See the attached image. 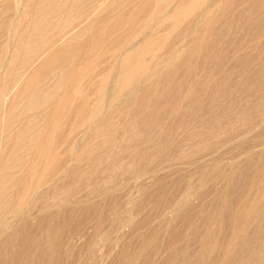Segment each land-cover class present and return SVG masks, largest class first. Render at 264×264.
<instances>
[{
  "label": "bare ground",
  "instance_id": "obj_1",
  "mask_svg": "<svg viewBox=\"0 0 264 264\" xmlns=\"http://www.w3.org/2000/svg\"><path fill=\"white\" fill-rule=\"evenodd\" d=\"M134 1L135 3H133V0H0V238H1L0 258H3V257L6 258L7 256L9 257V255L10 254L12 255L15 251L14 243H15V239L17 238L16 234L17 232H19V230L18 228H16V231H11V232L9 231L14 230V227L16 225L22 224V221L24 223L25 220L29 218L30 213H28L29 215L28 214L22 215L23 213H21L23 209H25L24 206L29 203H32L33 199L37 196L39 191L45 185H49L53 183V180H55L58 176L60 177L64 175V173H67L70 168L71 163L76 162V160L78 159L80 160L84 156H86L87 147H88V146L86 147L88 143V142L86 143V141L88 140V138L89 139L91 138L94 132L95 134L93 137L94 138L93 143L94 141L95 143H97L98 138L103 139V137H104V141L100 140L98 141V143L101 142L100 144H102L103 142L105 143V141L106 142L108 141V138L106 140V137L103 136L102 133L100 135V137L102 138L98 137L99 136L98 134L96 135L98 131H101L99 127H100V123L103 120L105 121L102 122V125L106 124L107 126H109L108 123L111 121L110 118L114 114H111V116L108 117L107 114L110 113L108 110L110 109L115 110L114 112L116 113V117H114L115 115L112 116L114 119V118H118L117 115L121 116V113L125 115L128 112V110L131 112H134L133 111L134 107L133 108L131 107L134 106L135 103L142 104V108H143V104L144 106H146L144 103L145 101H147L146 103L148 104L150 101L154 102L157 99L156 94L158 92L157 87H156L157 84H155L154 82L155 78H158L156 79L157 81L160 79L159 77L164 75V73L166 74L172 73L173 69L176 68V64H178L179 61L185 62L184 64L188 63L187 61L184 60L185 49H198L197 50L198 53L202 49H204L206 44L208 43L206 41L207 38L206 37L204 38V35L206 36V34L209 32H210L209 34H211L214 28L219 25V24L218 25L216 24L221 19L224 20L225 18V22H226V17H228L229 14L232 12L234 3L237 0H137V1L134 0ZM239 6L238 8L241 9L240 10L241 15L243 14L244 18L246 17V20L244 21H246V23L248 24H251L252 26V27H247L249 28L248 30H250V28H253V27L255 29V30L253 29V31L263 28L262 32L264 35V23L261 22L262 19L264 18V0H242L241 2L239 1ZM10 10L12 11L11 15L8 14V11ZM254 11L262 13L263 17H260V19L258 18L256 19V17L254 19L253 17L254 15L250 17L251 13ZM223 20L220 21L222 22V25L225 23V22L223 23ZM217 28L216 30H218ZM225 29L220 28L218 30L219 35L222 32H226L224 31ZM210 37L212 38V36ZM258 39H259V36H258ZM167 40H169V42L172 43L170 46H167L169 45L168 44L169 42L166 45ZM259 40H261V38ZM165 46L166 48L167 47L168 48L166 49ZM164 48L166 49L165 51H164ZM88 49L90 50L99 49V50L98 51L96 50V52L92 51L91 53L93 54L89 53L88 55V52L90 51ZM105 49H108V50H105ZM86 50H87V55L90 56V58L93 56L91 59L89 58L90 60H87V62H85L86 59H83V56H82L85 54ZM109 50L112 51L111 53H109L110 55L107 54L108 52H110ZM244 50L245 49H243V51ZM248 50L249 49H246V52H245L246 55H247ZM243 51L240 49L239 52L241 53ZM236 52H237V49H236ZM106 55H109V57H107ZM250 56H252V54L251 55L249 54L248 57ZM248 57L246 58L248 59ZM246 58H245V62L247 61ZM255 58L257 59V61L260 59L257 57ZM82 59L85 62V65L84 64L82 65V62H81ZM232 59H230L231 62H232ZM249 59L251 61V58ZM106 60H107V66L109 65V68L107 70L105 67L104 69V68H101V66H99L101 64L104 65L106 63ZM249 62H246V63H249ZM260 62H262V60ZM246 63L245 65L248 66V64ZM231 64H235V63H231ZM181 65H179V67L177 68L178 70L179 68L181 69L180 67ZM216 65L219 66L218 62L216 63ZM262 65L260 68H263ZM175 70L176 69H174V71ZM243 70L247 72L245 69ZM233 71H236V70H231V74ZM161 73L162 75L160 76L159 74ZM186 73L193 74V66L189 67L187 65ZM227 74H230V72ZM232 75H231V78H232ZM241 75H242L241 79H243L244 78L243 74ZM217 77L221 78L220 75ZM217 77H213L212 74H208L207 80L205 81L204 79L206 84H207V81L209 82L208 85L204 87V84L201 83V85L203 86L202 89L208 90L210 91V93H212L210 94L212 95L211 100L212 98H214L213 94L217 93V89H218L216 87L218 86L217 84L221 81V80L219 81ZM249 77L248 79L251 80V77L250 78ZM226 78L228 79L229 75ZM246 79H244V82L246 81ZM193 80L197 84L199 83L200 78H198V76H195ZM240 81L238 82L240 83ZM254 82L256 85L257 82L256 81ZM237 83H235V86H239V83L238 85H236ZM241 83L242 84H241L240 89L242 88L241 93L243 96L244 93L242 92V90H245L244 89L245 87H242V86H244L245 83L243 82ZM220 84L219 86L221 88ZM248 84H250L249 86H251L252 83H248ZM87 87H92V88L87 89ZM251 87H254V86L252 85ZM89 89L92 91H88ZM257 89L258 88L256 87L254 88V93L255 92L257 93L256 91ZM220 90H221L219 91L220 93L221 92L226 93L227 91V90L223 91L222 88ZM236 90L239 91V89H236ZM181 91H182V88L180 90V93ZM183 91L186 92V93L184 92L181 93V94H184V97H182L181 95L183 99H181V97L180 98L178 97L181 100L177 99V101L179 100L182 103V101L185 100L184 98L188 97L190 101L189 99L188 100L186 99L187 101L186 100L185 101L187 102V104H190V105L188 106L185 105L187 107L183 109V106L181 105V103L179 105V103L176 102V104L172 105L171 102L174 101L172 100L170 102L171 103L170 105L172 106H170V110H169L170 117L173 118V116H177L178 114H183V116L191 115L192 118L190 119L192 120L188 119L190 121L186 123L185 121L184 122L179 121L178 124L175 123L177 124L175 125L176 127L175 133L177 134L176 129L178 131L180 130L179 132L180 136L177 137L176 135L175 138L172 137V133H173L172 130L171 131L169 130L170 132H172V133H169V131H165L163 126L158 127V128L156 127L155 128L156 131H154V137L157 138L156 140L159 139L158 145L161 146L160 148H158V150L162 151L161 148L172 150L175 156H177L176 155L177 153L178 155L180 154V156L177 157L178 160L180 159L182 161L183 160L188 161V163L189 162L193 163L192 161L193 156L191 155L193 152L191 153L189 151L190 153H187V154L183 153L184 151L183 148L185 146L186 147L188 146L189 141H193L197 144H202L203 149L205 151H209L211 150L213 146L212 145L213 141L211 142V140L215 139V137L217 138L219 134L222 136L221 138L222 140L216 142V147H217V143L221 145L230 144L232 145V147H236L238 144L236 143L235 145L234 143L235 141L232 142V139H233V135H235V132L237 135L238 130L235 131V128L238 127L239 124L238 125L236 124L237 125L236 127H233V124L235 126L234 122L238 121L239 119L243 121L244 124L242 123V126H244V129L247 128V132L248 130L253 131V129H256L257 127L260 128V126H263L264 128V100L262 101V99H260L262 102L260 101V103H258L259 97L254 96V98H252L253 96V95L251 96L252 92L250 93V96H249L250 98H249L248 97L249 93L245 91L246 94L248 93L247 96L245 94L246 98L247 97L249 98V100H246V98L245 100L248 103V101L252 100L254 102L258 98L257 99L258 102L254 103L255 105L253 103L251 104V107L252 105H254V107H252V112L253 111L255 112L257 118L254 117V119L255 118L256 119L252 120L250 118L252 115L251 116L249 115L251 113L248 114V112H246V114H242L241 112H239L241 113V115H239L238 111H236L240 117L234 120H226L224 119L226 118V116L222 117L224 115V114L222 115V113L224 112L226 113L227 110H225L222 113H219L222 116L216 113H212L213 110L210 106L208 105L202 106V102L206 101L205 98H204L205 100H203V98L202 99L200 98V101L197 100L198 98L197 96L196 98L195 95H191L190 87ZM233 91H232V94H233ZM205 93L207 92L205 91ZM225 93H222V96H224ZM259 93L260 92H258V94ZM158 94L160 95L162 93H158ZM166 96L168 97L169 94L166 93ZM172 96H176V95L173 94ZM261 97L262 95L260 96V98ZM172 99H176V98H172ZM216 99L217 98H215V100ZM218 100L215 101L216 104ZM246 101H244L243 103H245ZM157 102L158 100L155 101L156 104ZM160 102L161 101L159 100V105H160ZM155 103L153 106H151L152 108L150 107L151 108L150 112L149 110L147 111L148 113H153V115L156 114L155 118H152L153 116L152 114H150L151 116L148 114V116H150L152 120L154 119L153 121H151L152 123L147 121L148 116L147 117L144 116L145 118L144 117L138 118L139 120L136 119L137 116L135 118L132 117L135 120H138L137 122H135V124L133 123V126H131L132 131H133V127L135 128V132L133 131L130 133V130L129 132L128 130H126L127 127L129 128L128 121L126 124L127 127L126 126L124 127V125L122 124V122L124 123V121L127 120L126 118L131 113L130 112H129L130 114L127 113L125 117H123L125 119L122 118L124 120V121L122 120L121 122V125L124 128V131L122 132H124L126 136H127L126 133L130 135L126 139L123 136L124 140L121 141V144H120L121 147H126L127 149L129 148L128 145H130L131 143L134 144V141H135V145H136V142L138 143L139 141H141L140 145L142 146L134 147L131 150H126L124 154L115 156V158L120 157L119 159H123V160L126 158L127 162L118 163L115 165H112L111 163L108 169H106L102 173L104 174L108 172L109 175L105 174L106 176L104 175L102 176L101 174L99 176L101 179L99 181L101 183L99 182L100 185L97 184L98 186H96L95 188L90 187V184L86 182L88 180L86 181L82 180L83 182L85 181L82 188H80L79 186L75 187V185L73 188H78L79 190L70 188V189H73V191L69 190L70 192L73 193V194L71 193V198L61 201V203L58 202L59 200H56V198H54L57 202H52V204L56 203L55 205H53V207L54 206L58 207L59 211L57 209L56 213L53 212L55 213L53 214V216L55 215L53 218H55L56 216H59V214H61V216L63 217L62 213L65 210H67L68 207H71L72 212L76 210L78 213L80 212L83 215L85 214L89 215L88 212L93 211V210H90L91 206H89V204L91 203L92 200L95 199V197L96 198L101 197L102 199V197L105 196L106 198L108 196L110 198V197H113L114 194L122 191L125 187H130L131 189L132 188L135 189L136 196L134 195V196H130V198H127V200L125 201L126 204L123 208H114L115 205L113 206L111 205L114 208L112 209L113 211L110 210V212L111 211L113 212L112 214L113 216H111L112 223L110 225L111 233L108 234L109 232H107V234L108 236H110L111 234L112 236L114 235L113 236L115 238L114 244L117 245L120 242V240L123 238L122 231L125 227L134 226L135 228V225L133 224V222H134V219H136V217H133L134 215H132L133 207L132 206L129 207L128 205L130 204L133 205L134 203H136L135 200L137 197L139 198L140 195L144 196L143 194L146 193L147 189L150 190V188L153 185L154 186L157 185L158 182L163 178L161 176V174L164 173L163 169L164 170L168 169L165 166L164 168L163 165L165 163L167 164L168 162H171L174 160L172 158L167 157L169 153L166 155L165 151H163V154H165L166 156L163 154H160L161 152L159 153L160 154L159 156H157L156 154L150 155L152 151H150V154H148L149 149L152 150L151 145L153 144L151 143H155L154 142L155 139L152 140L154 137L152 135L148 136L150 133L147 134V132H146V136H147L146 138L145 132L143 133L142 131H147L146 128H149L155 122L160 120L157 114L163 109L164 111L167 109V105H165L166 107L165 109L163 104H162L163 106H159L158 104L156 105ZM204 103L205 102H203V104ZM164 104H166V101L164 102ZM183 104H186V103H183ZM234 105H231V107H233ZM196 106L200 110L199 114H197L199 111L195 112L198 110V109L195 110ZM147 107L149 106L147 105ZM140 108H141V105H140ZM159 108H161L162 110H160ZM224 109H226V107ZM245 109L243 110V108H241L240 111L244 113V111H247V109H251V108L245 107ZM142 110L143 109H141L140 112H146V110L144 111ZM215 110L218 111V108H216V106H215ZM215 110L214 112H216ZM85 111H88V112L84 113ZM124 111L126 112L125 114L123 113ZM236 112L234 111V113ZM64 113L70 114V116H72L71 114H73L74 119L68 125V130H67V133H65L66 134L65 138L63 139L61 144L58 143V146L60 144L61 146L59 147H62V148H64L63 146L66 145L65 147L67 150L65 151L66 152L65 155L64 153L62 154V157L65 156L63 157L64 162L57 165L54 163V161L56 160L55 157H57L56 154L59 155V152L55 153V155L52 153V150L54 151V146L52 145H53V142L55 143L57 142L55 141V139L57 138L54 139V137H51L52 135L53 136L55 135L53 134L54 132L52 133V135L51 133L50 134H47V133L50 131L56 130L57 127L62 126V125L59 126V119L61 116H63ZM146 113L144 115H146ZM161 113L162 112H160L159 115ZM165 113L167 112H164L162 114L164 115ZM141 114L142 113H140V115ZM105 115H107L106 116L107 119L106 117L104 118ZM238 115H236V117ZM184 117H183V120L185 119ZM233 117L234 116H232V119ZM56 118H58V120H55ZM77 118L80 119L81 121L77 120ZM53 119L55 120L54 124H53ZM51 120H52V123L49 122ZM68 120H70V118ZM135 120L131 119V121H135ZM148 120L150 121L149 118ZM193 123L198 124V126L202 128H196L195 126L193 127L192 126ZM51 124H53V126ZM49 125L50 127H48ZM242 126L239 127L240 130H244L242 129ZM232 128L235 132L231 131ZM137 129L142 130L141 133L138 132ZM189 129H192V130H189ZM76 130L80 132L79 133L77 132L76 133L77 135H73L74 132H76ZM256 131L259 132V130H256ZM240 132L243 133L242 131ZM240 132H238V134ZM231 133H233V135H231ZM244 135H246L245 130H244ZM244 135H241V136H244ZM260 136L258 137L262 138ZM143 137L145 138L143 139ZM245 137H250V136H245ZM163 138L165 141L168 140L167 144L169 143V145H166L165 148L163 145L159 143V141H161V139ZM251 138L253 139L254 137H251ZM237 139L240 140L241 137L239 138L237 137ZM253 140H255V138ZM253 140L252 142H254ZM257 140H255L254 143H259L258 145L256 144L259 148L256 146L258 149L257 150L255 149L256 152H254L253 154L259 153V155L257 156L258 160L256 159L257 157L255 158V156L253 157V155L250 154L251 152L249 151L244 152L243 150L245 149L241 148L240 146L239 150L243 149L242 150L243 153L240 151V153L242 154L239 155V157L236 158L234 161L231 158H229L232 160L231 163H229L228 161V163L230 164V165L228 164L229 167H223L222 162L224 161L222 160H220L222 161L221 162L222 165L219 164L218 162L214 163L212 169L203 168V166L201 167L202 163L199 164L200 169L199 167L198 169L201 171L202 176L198 177L199 172H198V175L196 176L198 178L202 177L203 179H201V181H203L204 184L206 183L210 184L212 182L215 186L217 181L221 180L224 182V187L229 188L232 182L234 184L236 182V181L235 182L233 181V176H235L234 173H237L236 172L237 170H240L238 169L239 164H241L240 162H243V161L246 162L250 158L251 159L255 158V161L257 160L256 163L254 161L255 164L252 165L253 167L250 168L251 169L250 172L253 173V176L249 175L252 177V178L250 177L251 178L250 180L248 179L249 182L247 181L246 178H244L245 181H247L246 182L247 184L244 182V185L242 184L241 187L240 186L236 187L235 189L238 188V191H239L238 193L237 192L235 193V190H233L234 195L237 194L236 200L230 201L227 198H225V196H222V193L218 191L215 192L214 198H213L211 195L213 191L211 192L209 191L211 195L210 197H212L213 200L216 199L217 201H219V206H217L219 207L218 216L216 217L217 213L214 214L216 219L215 221H212L214 222V224L212 223V226H209L210 224L207 226L204 225L205 221H207V219L210 217L209 216L207 219L205 217L206 215L208 216L209 214H211V213L207 214L209 211H206V215L204 214L205 216L202 213V215L204 216L202 218L206 219L204 221L202 220L203 221L202 227L200 226L201 223L200 225L198 223L197 227L193 226L192 223H189L190 224L189 228L190 229L192 227L197 228L196 231L200 234L199 235L200 237L198 238V235L195 233L198 238L197 240L198 244L196 242L197 238H195V236L194 237L190 236L191 238L188 237L189 239H192V240L194 238L197 248L192 247L193 250L191 251V248L189 250L190 246L187 244L186 245L187 247L183 246L184 249L180 250L181 251L180 253H177L175 251V254L176 253H177L176 255L179 254L181 258V262L180 263L177 262V264H190V263L191 264H264V148H263L264 140L260 139L259 140L260 142L259 141L256 142ZM247 141L246 143H248ZM156 144H157V141L155 145ZM59 147H57L55 151L59 150L58 149ZM62 148H60V150H62ZM154 149H157V148H154ZM190 149L192 148L190 147ZM203 149L200 148L201 151L199 149L197 150L199 151L198 155L200 152H201L200 154L202 155V152L204 151ZM224 149L222 152H224ZM228 149H225V150L228 151ZM186 150H188V148H186ZM193 150L194 152L196 151L195 149ZM236 150L234 151V153L236 152ZM152 153H154V151ZM240 153L236 152L235 155H238ZM250 155L251 157L249 158ZM198 157L199 158L203 157V159L206 158L204 157V154L201 157L200 155L197 156V158ZM214 158H216V155ZM232 158H235L234 155ZM104 159H108V156L106 154H105ZM208 161H205V162L207 163ZM216 161L218 160L216 159L214 162ZM209 163H211V161ZM247 163L249 164V162H246L244 163V165H246ZM40 165L43 166L42 170L38 169ZM169 165H167V167ZM176 166L175 168H177ZM248 166H251V165H248ZM190 167L188 169H190ZM178 168L179 169L177 171H179L178 172L179 174L181 171L180 169L181 167L178 166ZM195 168H196V165H195ZM172 169L174 170V167ZM169 170L170 169H168L167 171ZM71 171H70V174H71ZM39 172H41L40 178L37 180V183H35L36 185L33 186L32 183L34 182V179L39 174ZM88 173H89V170H88ZM175 174L177 175V173ZM241 174L243 173L241 172ZM172 175L173 174H171V176ZM191 175H193V173H191ZM249 176L247 177L249 178ZM178 177H180L181 179V177H184V176L179 174ZM187 180L188 179L186 178V181ZM146 182H149V185L147 184L148 185L147 187H146ZM187 182H188L187 183V186H188V184L191 183V181L190 182L187 181ZM238 182L239 180L237 181V183ZM160 183L162 184L163 182H160ZM77 185L78 183L76 184V186ZM192 187L193 186H191V188L190 186L185 187L187 188L185 189V193H183L184 190L182 189L183 194L181 195L182 196L181 198L179 197V199L178 197L175 196L177 199H175L174 197L175 200H173L174 194L172 193L171 195L172 199L170 198L171 201L168 200L169 202L164 203L165 211L162 213L163 217H161L162 218L161 220L164 222V224L167 223V225H169L168 219L169 220L173 219L172 217L176 213H180L185 207L188 206L190 208L191 203H192L191 198L193 196L196 195V198L199 197V196L197 197V194H196L197 192L193 193L192 190L194 189V187L193 189ZM126 191L129 192L128 188L127 190H125V192ZM119 196H120V193H119ZM201 198H205V197L203 196ZM212 198H210L211 200L208 199V201L209 200L212 201ZM114 200L117 201L116 199ZM155 200L156 199H154V201ZM206 204H208L207 201H206ZM50 205H48V207ZM97 205L98 204H94L93 208L95 209ZM102 205L103 204H101V206ZM197 205H200V204H197ZM208 206L210 205L208 204ZM197 207L196 209H198ZM201 208L199 210H201ZM107 212H104V213L106 214ZM210 212H211V209H210ZM61 216H59L60 218H56L58 220L56 221L54 220L56 223L55 225H49L51 222L48 224L46 223L51 218L50 219L47 218L48 219L47 220L46 216L43 218L40 217L41 222H37V223H40L42 225V227L40 228L42 230V233H39V235H41V239L38 240L37 242H33L34 238L32 236L28 237V238H32L31 241L33 243L29 242L28 240L30 239H28L26 242H29V244L30 243L32 244L30 246L27 243L26 246L28 247L29 245V248L32 249L29 254L31 256L30 259L36 264H58V257H57L58 253L57 252H60L58 248H61L60 244H62V242H63L64 247H63L61 255H63L66 258L67 257L71 258L70 256L74 254L73 247L75 245L73 246V243L75 242L76 244V241L78 242V240H81L83 239L84 236H86L85 235L86 232H83L81 228H78L80 225L78 224V221L81 220V218L79 219V217H77L79 219V220L76 219L78 227L77 226L73 227L75 230L73 229V231L68 232V234L64 232L65 234H67L66 238H64L65 236V234L63 233L64 227L62 226L64 221L61 219ZM158 216H160V214H158ZM70 217H72V215H70ZM103 219H100V220L103 221ZM105 219L107 220V217ZM111 219H108V220H111ZM210 219L211 217L208 219V221ZM66 220L68 221V219ZM84 221L86 220H83V223ZM79 222L81 223V221ZM163 222H160L161 223L160 228L162 225H164ZM185 222L187 223V221ZM225 223H227V231L225 230L227 233L223 235L222 231H224V229L226 228L225 227L223 228L222 226H226ZM68 224H69V221H68ZM97 224H95L94 226L95 229L93 228L94 233L97 231V226L98 228L101 227L100 224H99L100 226ZM105 224H102V225L104 226ZM140 224L142 225V223ZM195 224H196V221H195ZM253 226L254 228L251 229ZM137 227L138 226H136V228ZM136 228L134 230H136ZM37 229H39L38 226H37ZM160 230H163V229H160ZM139 231H141V228L139 229ZM20 233H18V235H21ZM132 233H133V230H132ZM24 234L25 233H23V236ZM95 237L96 235L92 233V235L90 236V239L88 238V242H87L88 252L89 254H92V255L94 251L96 250V247L98 248L99 243L103 241V238L105 239L104 242L108 239V237L104 235V237L100 238L98 241L97 240L95 241L94 240ZM183 238H187V237H183ZM25 240H24V243L22 242L24 244L23 246H25ZM153 240L154 238H151L148 243L151 244ZM109 241L110 240L108 239L106 242L110 243ZM153 243L155 244V240ZM15 245L18 246L17 241ZM163 245H160V246L163 247ZM180 245L178 247H180ZM9 246H11L10 251L12 252L10 254L7 252V249L9 248ZM165 250H166V247H165ZM162 251L164 252V249ZM16 252H18V250H16ZM170 253L174 255V252L172 253L171 251ZM173 255H171L172 258L169 255V258L172 261L176 259ZM158 256H157V259H159ZM99 257L103 260L104 256L101 255ZM180 258H179V261H180ZM21 259H23L22 256H21ZM17 260L19 261V259ZM170 260L168 259V262ZM10 261H12V259ZM31 261L29 260V262ZM172 261H170L169 263H171ZM90 263H91V260H90ZM92 263H96V262L93 261ZM100 263L104 264V261ZM11 264L13 263L11 262ZM16 264L18 263L16 262ZM20 264H22V262ZM25 264H27V261Z\"/></svg>",
  "mask_w": 264,
  "mask_h": 264
},
{
  "label": "rangeland",
  "instance_id": "obj_2",
  "mask_svg": "<svg viewBox=\"0 0 264 264\" xmlns=\"http://www.w3.org/2000/svg\"><path fill=\"white\" fill-rule=\"evenodd\" d=\"M137 1V0H136ZM239 1L241 2L242 0H237V1H235V3H234V7L232 8V12L229 14V16L228 17H226V22H225V18H224V20L223 19H221L220 21H222L223 20V25H222V22H218L216 25H218V26H216L215 28H214V30L211 32V34H209V33H205L206 34V36L204 35V38L206 37L207 38V44H206V46H205V48L204 49H202L199 53L197 52V50L198 49H185V53H184V60L185 61H187L188 63H186V64H184L185 62H178V64H176V68H174V69H176L175 71L176 72H178V73H176L175 71H174V69H173V71H172V73H168V74H166V73H164V71H163V73H164V75L163 76H161L162 75V73L161 74H159L161 77H159L160 79L159 80H157L156 81V79H158V78H155V80H154V82H155V84H157V90H158V92H157V94H156V100L155 101H157L158 100V102H157V104L159 105V100L161 101L160 102V105L159 106H163L164 105V107H165V105H167V109H166V107H165V111H164V109L162 110L161 108H159L160 110H162V111H160V112H162V113H164V112H167V113H165L164 115L162 114H160L159 115V113L157 114L158 116H159V118H160V120H158L157 122H155L153 125H151L149 128H146L147 129V131H142V130H138V132H140L141 133V131L144 133L145 132V137L147 138V136H146V132H147V134H149L148 136H153L154 137V131H156L155 130V128L157 127H161V126H163L164 127V129H165V131H171L172 130V132H170L169 131V133H172V137H174L175 138V136L177 135V137L178 136H180V130L178 131L177 129H176V132H177V134L175 133V125H177L178 124V122L179 121H182V122H184L185 121V123L186 122H188V121H190V120H192V119H190V118H192L191 117V115H189V116H183V114H178L177 116H173V118L172 117H170V113H169V110H170V106H172V105H174V104H176V102L177 103H179V105H180V101L179 100H181V99H183L182 97H184V94H181V93H183L184 91L183 90H186V89H188L189 87L191 88V95H195V97L197 98V100H199L200 101V98L202 99L203 98V100H205L206 99V101H203V100H201V101H203V102H205L204 104H203V102H202V106H210L211 108H212V110H213V112L212 113H216V114H219V113H222V112H224L225 110H227L226 111V113L224 112V113H222V115L221 114H219V115H221L222 117H224V116H226V118H224V119H226V120H234V119H236V118H238V117H240L239 115H241V113L242 114H246V112H248V114L249 113H251V114H249L251 117V119L252 120H255L256 118H257V116H256V114H255V112L253 111L252 112V107H254V103L255 102H258V103H260V99H262V101L264 100V35H263V32H262V30H263V28H261V29H258V30H256V31H253V29H254V27L253 28H250V30H248L249 28H247V27H252L251 26V24H248V23H246V21H244V20H246V17L244 18V16H243V14L241 15V13H240V8H238V6H239ZM133 3H135V1L133 0ZM137 3V2H136ZM240 7V6H239ZM234 11V12H233ZM11 13H12V11L10 10V11H8V14L9 15H11ZM219 15V14H218ZM252 15H254L253 17H254V19H255V17H256V19L258 18V19H260V17H263V15H262V13H260V12H256V11H254V12H252L251 13V15H250V17L252 16ZM252 17V18H253ZM239 18V19H238ZM230 19V20H229ZM238 19V20H237ZM242 19V20H241ZM235 20V21H234ZM238 21H239V23H238ZM240 21H242V22H240ZM247 24H245V23ZM261 22H263L264 23V18L262 19V21ZM226 24V25H225ZM227 24H229V25H227ZM168 25V24H167ZM234 25V26H233ZM241 25V26H240ZM249 25V26H248ZM240 26V27H239ZM243 26V27H242ZM218 27V28H217ZM165 28V27H164ZM216 28L219 30L220 28H223V29H225L224 31H226V32H222L220 35H219V33H218V30H216ZM238 28V29H237ZM255 30V29H254ZM209 35V36H208ZM215 35V36H214ZM218 35V36H217ZM210 36H212V38L210 37ZM258 36H259V39L261 38V40H259L258 39ZM262 36H263V38H262ZM211 40V42H210V40ZM251 40V41H250ZM170 41H171V39H170ZM254 41V42H253ZM259 41V42H258ZM169 42V40H167V42H166V45H167V43ZM250 42V43H249ZM169 45H167V46H170L172 43L171 42H169L168 43ZM234 45V46H233ZM256 46V47H255ZM165 48H166V46H165ZM164 48V51L168 48H166L165 49ZM170 48V47H169ZM236 49H237V52H236ZM240 49L243 51V49H245L243 52H239L240 51ZM246 49H249L248 51H247V55H246ZM88 50H90V49H88ZM96 50L97 49H91L89 52H88V55H89V53H91L92 51L94 52H96ZM99 50V49H98ZM97 50V51H98ZM104 50V49H103ZM105 50H108V49H105ZM223 50V51H222ZM110 52H108L107 54H109V53H111L112 51L111 50H109ZM220 51H222V52H220ZM249 52V53H248ZM91 54H93V53H91ZM249 54L251 55L252 54V56H250V57H248L249 56ZM87 55V50H86V52H85V54L84 55H82L83 56V59H86L85 60V62H87V60H90L91 58H90V56H88ZM110 55V54H109ZM109 55H106L107 57H109ZM245 55H246V57H248V59L245 57ZM257 57V58H260L261 60H262V62H260L259 60L257 61V59L255 58V57ZM88 57V58H87ZM106 57V58H107ZM90 58V59H89ZM233 58V59H232ZM245 58L247 59V61L246 62H249L250 61V59L249 58H251V61L249 62V63H246L245 62ZM83 59L81 60V62H82V65L84 64L85 65V62L83 61ZM230 59H232V62H231V60ZM235 59V60H234ZM254 59V60H253ZM244 61V62H243ZM256 61H257V63H256ZM218 62V65L219 66H217L216 65V63ZM230 62V63H229ZM260 62V63H259ZM109 63V62H108ZM231 63H235V64H231ZM245 63L246 64H248V66L247 65H245ZM110 64V63H109ZM181 64H183V65H181ZM260 64V65H259ZM263 64V65H262ZM105 65V66H104ZM104 65H99V66H101V68H106V70L109 68V65L107 66V60H106V63L104 64ZM179 65H181L180 67H181V69L179 68V70L177 69L178 67H179ZM187 65L190 67H192L193 66V74H189V73H186V68H187ZM261 65H262V67L263 68H260L261 67ZM104 68V69H105ZM243 69H245L247 72H245ZM231 70H236V71H233L232 72V74H231ZM261 70V71H260ZM174 72H175V74H174ZM230 72V74L232 75V78H231V75L230 74H227V73H229ZM239 73H241V74H243V79H241L242 78V75L241 74H239ZM208 74H212L213 75V77H217V76H219L220 75V77L221 78H219V77H217L218 79H219V83L217 84L218 86H216L217 88V93L215 94H213V96H214V98H212V100H211V97H212V95H210V94H212V93H210V91H208V90H204V89H202V85H201V83H203L204 84V87L206 86V85H208V81H207V84H206V80H207V77H208ZM158 75V76H159ZM223 75V76H222ZM229 75V78L227 79L226 77ZM235 75V76H234ZM239 75V76H238ZM157 76V77H158ZM195 76H198V78H200V80H199V83H197L196 84V82L193 80L194 79V77ZM226 76V77H225ZM251 77V80L250 79H248V77ZM223 77V78H222ZM249 77V78H250ZM247 78V79H246ZM204 79H205V81H204ZM223 79V80H222ZM231 79V80H230ZM244 79H246V81L244 82ZM203 80V81H202ZM240 80H242V81H240ZM223 81V82H222ZM238 81H240V83L238 82ZM248 81V82H247ZM250 81V82H249ZM254 81H256L257 82V84L259 85H255V82L253 83ZM259 81V82H258ZM222 82V83H221ZM239 83V86H235V83ZM241 82H243V83H245L244 84V86H242V87H245L244 89L245 90H242V92L244 93L243 94V96H242V93H241V89H240V87H241ZM263 82V83H262ZM221 83V84H220ZM238 83L236 84V85H238ZM248 83H252L251 84V86L253 85L254 87H251V86H249L250 84H248ZM260 83H262V84H260ZM219 84L221 85V88H222V90L223 91H226V93H227V95H226V93L225 92H219V91H221L220 89V86H219ZM248 84V85H247ZM222 85H223V87H222ZM260 85H262V86H260ZM234 86H235V88H234ZM247 86H249V87H247ZM182 88V91H181V93H180V90H181V88ZM226 87V88H225ZM232 87H233V89H234V91H233V89H232ZM236 87H238V88H236ZM251 87V88H250ZM258 88L256 91H257V93L255 92L254 93V88ZM259 87H260V89H259ZM88 88H92V87H87V89ZM220 88V89H219ZM224 88H225V90H224ZM230 88V89H229ZM250 89V90H248V89ZM232 89V90H231ZM236 89H239V91L238 90H236ZM253 89V90H252ZM228 90H230V91H228ZM248 90V91H247ZM88 91H92V90H88ZM205 91L207 92V93H205ZM232 91H233V94H232ZM245 91H247L248 93V97L250 96V93L252 92V94H251V96H252V98H254V96H257V97H259V99H258V101H257V99L253 102L252 100H250V101H248V103H247V101L246 100H249V98L247 97L246 98V96H247V94H246V92ZM229 92V93H228ZM230 92H231V94H230ZM258 92H260L259 94H258ZM91 93V92H90ZM158 93H162V94H158ZM166 93H168L169 94V96L167 97L166 96ZM184 93H186V92H184ZM209 93V94H208ZM222 93H225V95L224 96H222ZM173 94H175L176 96H172ZM180 94V95H179ZM245 94H246V96H245ZM158 95H159V97H158ZM181 95H182V97H181ZM216 95V96H215ZM232 95V96H231ZM262 95V97L260 98V96ZM181 97V99H179V98ZM210 97V98H209ZM219 97H220V99H219ZM162 98V99H161ZM166 98V99H165ZM172 98H176V99H172ZM205 98V99H204ZM215 98H217L216 100H218L217 101V104H216V100H215ZM245 98H246V100H245ZM251 98V99H252ZM171 99V100H170ZM177 99H179L178 101H177ZM185 100L187 99H189L188 97H185L184 98ZM153 100V99H152ZM170 100V101H169ZM172 100H174V101H172ZM182 101V103H181V105L183 106V109L184 108H186L188 105H190V104H187V100L186 101ZM215 100V101H214ZM155 101L153 102V101H150L149 102V104L148 103H146L147 101H145L144 103H145V105L146 106H144V104H143V108H142V104H140V103H135L134 104V106H132L131 108H133V111L135 112V114H134V112H131V111H129L128 110V112L127 113H129L130 115L126 118L127 120H123V119H125V118H123V117H125V115L127 114L125 111L123 112L125 115H123L122 113H121V116L120 115H117V117L118 118H114L113 119V117L112 116H114V117H116V113L114 112L115 110L114 109H110V110H108L110 113H108L107 115H108V117L109 116H111V114H114V115H112L111 116V121H112V123H111V121L108 123V125L109 126H107L106 124H104V125H102V122L103 121H105V120H103L101 123H100V127H99V129L101 130V131H98L97 133H96V135L98 134L99 136L98 137H100V135H101V133H102V135L103 136H105L106 137V140H107V138H108V143L105 141V143L103 142L102 144H100V143H98V141H104V137H103V139H99L98 138V141H97V143H95V141H94V143H93V137H94V134H95V132H94V134H92V136H91V138L89 139L88 138V140L86 141V143H87V145H86V147H87V154H86V156H84L82 159H78V160H76V162H73V163H71V165H70V168H69V170H68V172L67 173H64V175H62V176H58L55 180H53V183H51V184H49V185H45L40 191H39V193L37 194V196L33 199V201H32V203H29V204H27V205H25L24 206V208L25 209H23V211L21 212V213H23L22 215H27L28 213H30V216H29V218H27L26 220H25V224L23 223V221H22V224H19V225H16L15 227H14V230H10L9 232H11V231H16V228H18V230H19V232H17V238L15 239V243H16V241H17V243H18V246H16L15 245V243H14V246H15V251H14V253L11 255L10 253H12L11 251H10V247L11 246H9V248L7 249V252L10 254L9 255V257L7 256L6 258H4L3 256H1V257H3V258H0V261H2V262H0V264L2 263V264H11V262L13 263V264H16V262L18 263V264H20L21 262H22V264H25L26 263V261H27V264H36L35 262H33V261H31V259H30V252H31V248H29V245L31 246V244L33 243V242H37L38 240H40L41 239V235H39V233H42V230L40 229L41 227H42V225L40 224V223H37V222H41V219H40V217L41 218H43V217H45L46 216V219L48 218V219H50L49 221H47L46 223L48 224V223H50L49 225H55L56 223H55V221L56 220H58V219H56V218H60L59 216H61V214H59V216H56L55 218H53L54 216H53V214H55L56 213V211H57V209H58V211H59V208L58 207H56V206H54L53 207V205H55L56 203H53L52 204V202H57L56 200H59L58 202L59 203H61V201H64V200H67V199H69V198H71V193L72 192H70L71 190L73 191V189H78V188H73L74 187V185H75V187H80V188H82L83 187V185H84V182L86 181V180H88V181H86V182H88V184H90V187H92V188H95L96 186H98L97 184H99L100 185V181L99 180H101L100 179V175L106 170V169H108V167L110 166V164L112 163V165H115V164H118V163H126L127 161V159L125 158L124 160L123 159H119L120 157H116L115 158V156H119V155H121V154H124V152H126V150H131V149H133L134 147H140V146H142V145H140L141 144V141H139L138 143L136 142V145H135V141H134V144L133 143H131L130 145H128L129 146V148H127L126 149V147H121V141H123L124 139H123V136L125 137V139L126 138H128V136L130 135V134H128V133H126L127 134V136L125 135V133L124 132H122V131H124V128H123V126L121 125V122H122V120L124 121V123L122 122V124L124 125V127L126 126L127 127V121H128V125H129V128L127 127V129L126 130H128V132H129V130H130V133L131 132H135V128L133 127V131H132V127L131 126H133V123L135 124V122H137L139 119L138 118H142V117H147L148 116V114L150 115V114H152L153 115V113H148L147 111L149 110V112H150V110H151V106H153L154 105V103H155ZM166 101V104H164V102ZM167 101H169V102H167ZM172 101V102H171ZM189 101H190V99H189ZM188 101V102H189ZM214 101V102H213ZM235 101V102H234ZM244 101H246L245 103H243ZM261 101V102H262ZM172 103V105H170L171 103ZM173 102H175V103H173ZM233 104H232V103ZM239 102V103H238ZM250 102V103H249ZM168 103V104H167ZM183 103H186V104H183ZM190 103V102H189ZM213 103V104H212ZM225 103V104H224ZM231 103V104H230ZM234 103H235V105H234ZM254 104V105H252V107H251V104ZM156 104V103H155ZM156 104V105H157ZM163 104V105H162ZM257 104V103H256ZM139 105V106H138ZM140 105H141V108H140ZM147 105L149 106V107H147ZM185 105H187V106H185ZM216 106V108H218V111H216L215 110V106ZM218 105H219V107H218ZM226 105V106H225ZM231 105H234L233 107H231ZM259 105V104H258ZM136 106H138V107H136ZM250 106V107H249ZM135 107H136V109H135ZM151 107V108H150ZM226 107V109H224ZM231 107V108H230ZM245 107L246 108H251V109H247V111H244V113L242 112V111H240V109L241 108H243V110L245 109ZM146 108V109H145ZM148 108V109H147ZM150 108V109H149ZM181 108V107H180ZM195 108V107H194ZM214 108V109H213ZM220 108V109H219ZM221 108H222V110H221ZM141 109H143L142 111H144V110H146V112H140V110ZM182 109V108H181ZM198 109V110H197ZM224 109V110H223ZM130 110H132V109H130ZM136 110V111H135ZM139 110V111H138ZM194 110V109H193ZM195 110H197V111H195V112H198L197 114H199L200 113V110H199V108H197V106H196V108H195ZM214 110L216 111V112H214ZM220 110H221V112H220ZM246 110V109H245ZM249 110V111H248ZM89 111V110H88ZM88 111H85L84 113H87ZM127 111V110H126ZM234 111L236 112V111H238V114H237V112L236 113H234ZM114 112V113H113ZM138 112H139V114H138ZM218 112V113H217ZM239 112H241V113H239ZM137 113V114H136ZM140 113H142L141 115H143V116H141L140 115ZM146 113V115H144ZM66 116H65V115ZM63 114V116H61L60 117V119H59V126H61V127H57L58 128V130H57V128H56V130H54V131H50V132H48L47 134H50L51 133V135H52V133L53 134H55L54 136L52 135L51 137H54V139L55 138H57V139H55V141H57L56 143L55 142H53V145L52 146H54V151L52 150V153L55 155V153H58L59 152V155H57L56 154V156L57 157H55L56 158V160L54 161V163L55 164H61V163H63L64 162V158L63 157H65V156H63L62 157V154L64 153V155H65V151L67 150L66 149V145L65 146H63L64 148H62V147H59V146H61L60 144H61V142L63 141V139L65 138V136H66V134L65 133H67V130H68V125H69V123L74 119V115L73 114H71L72 116H70V114H66V113H64ZM132 114H134V115H132ZM193 114V113H192ZM195 114V113H194ZM225 114H227V115H225ZM230 114V115H229ZM233 114V115H232ZM238 115L237 117H236V115ZM254 114H255V116H254ZM258 114V113H257ZM67 115H68V117H67ZM86 115V114H85ZM107 115H105L104 116V118L107 116ZM123 115V116H122ZM155 115L156 114H154L153 116H152V118H155ZM214 115V114H213ZM137 116V118L136 119H138V120H135L134 118ZM140 116V117H139ZM151 116V115H150ZM150 116H148V118L150 119V121L148 120V118H147V121L148 122H150V123H152L151 121H153L152 120V118L150 117ZM232 116H234L233 117V119H232ZM81 117V116H80ZM120 117H121V119H120ZM132 117H134V118H132ZM144 117V118H145ZM178 117V118H177ZM183 117L185 118L184 120H183ZM254 117H256L255 119H254ZM70 118V120H68ZM79 118V117H78ZM77 118V120H79V121H81L80 119H78ZM82 118V117H81ZM123 118V119H122ZM129 118H131L132 120H135V121H131V119H129ZM143 118V119H144ZM172 118V119H171ZM177 118V119H176ZM106 119H107V117H106ZM130 121H129V120ZM188 119H190V120H188ZM55 120H58V118H56ZM55 120L53 119V124H54V122H55ZM78 121V122H79ZM145 121H146V119H145ZM172 121H173V123H172ZM241 120L239 119L238 121H236V122H234L235 123V126H234V124H233V127H236L238 124H239V126L238 127H236V128H238V129H236L235 128V131H237L238 130V132H240V131H242L243 133H239L238 134V132H237V135H236V132L233 130V128H232V130L231 131H233V132H235V135H233V133H231V135H233V139H232V142H234L235 143V145H236V143L238 144L236 147H232V145H230V144H219V143H217V147H216V142H218V141H221L222 139V136L219 134V136H217V138L215 137V139H213V140H211V142L213 143H211L213 146H212V148H211V150H209V151H205L204 149H203V145L202 144H197V143H195V142H193V141H189V143H188V146L186 147V148H188V150H186V148L184 147L183 148V153H185V154H187V153H192L191 155L193 156V163H194V165H193V163L192 162H189L188 163V161H185V160H178V158L177 157H179L180 156V154L178 155V153L176 154L177 156H175L174 155V152L172 151V150H168V149H162L161 148V150L162 151H159L158 150V148H160L161 146L160 145H158V140H156L157 138L156 137H154L152 140H154V142L156 143V141H157V144L155 145V143H151V144H153V145H151V147H152V150H150L149 149V152H148V154H150V151H154V153H152L151 152V154L150 155H157V156H159L160 154H163V151H165V154L167 155L168 153V156L167 157H169V158H172V159H174L173 161H171V162H168L167 164L165 163L164 165H163V167L165 166L166 168H168V169H170L169 171H167V170H164L163 169V171H164V173H162L161 174V176L163 177H161L162 179L158 182V184L157 185H151L152 187L150 188V190L149 189H147L146 190V193L145 194H143L144 196H142V195H140L139 196V198H141V199H139L138 197L136 198V200H135V202L136 203H134L133 205L132 204H130V205H128L129 207L130 206H132L133 208H132V215H134L133 217H136V219H134V222H133V224L135 225V228H136V226H138L137 228H136V230H134L135 228H134V226L133 227H131V226H128V227H125L124 229H123V231H122V239L120 240V242L117 244V245H115L114 244V240H115V238L112 236V234L110 235V236H108V234H110L111 232H110V225H111V223H112V217L111 216H113L112 214H113V210L112 209H114V208H123L124 206H125V204H126V200H127V198H130V196H134L135 195V193H136V191H135V189H131L130 187H125L122 191H120V192H118V193H116V194H114L113 195V197H106L105 198V196L104 197H102V199H101V197H98V198H96L95 197V199L94 200H92L91 201V203L89 204V206H91V208H90V210H93V211H89L88 212V214L89 215H83V214H81L80 212V214L76 211V210H74V212H72V209H71V207H68V209L67 210H65L63 213H62V215H63V217L61 216V219L66 223H64L63 222V233L65 232V233H67L68 234V232H72L73 231V227H78V225H77V220H79L80 218H81V220H79V221H81V223L78 221V224H80L79 225V227L78 228H81V230L83 231V232H86L85 233V235L86 236H84L83 237V239H81V240H78V242L76 241V244H75V242L73 243V249H74V254L72 255V256H70L71 258H66V257H64L63 255H61L62 254V250H63V247H64V245H63V242H62V244H60V247L62 248H58L59 249V251L60 252H57L58 253V264H72L73 263V261H74V263L73 264H101L100 262H102V261H104V264H150L151 262V264H171L172 262V264H177V262L178 263H180L181 262V258H180V256H179V254L178 255H176L177 253H180L181 251L180 250H183L184 248H183V246H186L187 244L190 246H188L189 247V250H190V248H191V251L193 250L192 249V247L193 248H197V246H196V244H195V240H194V238H193V240L192 239H189V238H191V237H194L195 236V238H197V235H198V238L200 237L199 235V233L196 231V229L197 228H195V227H197L198 226V223H199V225H200V223H201V227H202V223H203V221L204 220H206L209 216L211 217V219L209 220L210 221V223H209V221H208V219L210 218H208L207 219V221H205V224L204 225H209V226H212V223L214 224V222H212V221H215V219H216V217L218 216V211H219V207H217V206H219V201H217L216 199H214L213 200V198H214V194H215V192L216 191H218V192H221L222 193V196H225V198H227L228 200H236L237 199V194H235L234 195V191L233 190H235V193L237 192H239L238 191V188L237 189H235L236 187H241L242 186V184L244 185V182L246 183L247 181L249 182V180L252 178L251 176H253V173H251L250 171H251V167H253L252 165H254L256 162H257V160H258V155H259V153H255V154H253L254 152H256L255 151V149L257 150L259 147L257 146L259 143H254L255 142V140H257L259 137L258 136H260V137H262V138H264V131H262V130H264V128H263V126H260V128H256V129H253V131H254V133H253V131H249L248 130V132L250 133H248L247 132V128L246 129H244V126H242V123H243V121H241ZM50 123H52V120L51 121H49ZM114 122V123H113ZM175 123H177V124H175ZM53 124H51L52 126H53ZM131 124V125H130ZM237 124V125H236ZM244 124V123H243ZM106 125V126H105ZM242 126V129H244L245 130V134L246 135H244V130H240L239 129V127H241ZM192 126L194 127H196V128H202V127H200V126H198V124H192ZM48 127H50V125L48 126ZM262 127V128H261ZM122 128H123V130H122ZM137 128V127H136ZM49 130V129H48ZM189 130H192V129H189ZM240 130V131H239ZM256 130H259V132H257ZM56 131V132H55ZM78 131L76 130V132H74V134L73 135H77L76 133H77ZM80 132V131H79ZM78 132V133H79ZM100 132V133H99ZM127 132V131H126ZM137 132V131H136ZM252 132V133H251ZM261 132V133H260ZM124 133V134H123ZM142 133V134H143ZM263 133V134H262ZM259 134V135H258ZM95 135V136H96ZM241 135H244V136H241ZM255 135H257V136H255ZM48 136V135H47ZM50 136V135H49ZM144 136V135H143ZM235 136V137H234ZM245 136H250V137H245ZM97 137V136H96ZM145 137H143V139L145 138ZM171 137V138H172ZM237 137L239 138V137H241V139H243V140H238L237 139ZM242 137H244V138H242ZM251 137H254L255 138V140H253ZM100 138H102V137H100ZM121 138H122V140H121ZM149 138V137H148ZM152 138V137H151ZM246 138V139H245ZM262 138H259L256 142H258L260 139L261 140H264V139H262ZM48 139H49V137H48ZM96 139V138H95ZM166 139V138H165ZM218 139V140H217ZM163 140H164V138L163 139H161V141H159V143L161 144V145H163L164 146V148H165V146L166 145H169V143L167 144V142H168V140L167 141H165L164 140V142H163ZM249 143H246V141ZM252 140L254 141V142H252ZM237 141V142H236ZM243 141V142H242ZM153 142V141H152ZM260 142V141H259ZM58 143H60L59 144V146H58ZM166 143V144H165ZM195 143V144H194ZM214 143H215V145H214ZM233 143V144H234ZM55 144H56V146H55ZM257 144V145H256ZM234 145V146H235ZM250 145H251V147H250ZM223 146V147H222ZM240 146H241V148H243V149H245V150H243L244 152H247V151H249V152H251L250 154L251 155H253V157L255 156V158L257 159L256 161H255V158L253 159H251L250 157H251V155L249 156V160L248 161H246V162H249V164L247 163L246 165H244V163H246L245 161H243V162H240L241 164H239V168L238 169H240V170H237L236 172L237 173H234V175L235 176H233V181L235 182V184L232 182V184H231V186L229 187V188H225L224 187V182L223 181H221V180H218L217 181V183L216 182H214V183H216L215 184V186H214V184L211 182L210 184L209 183H206V184H204V182L203 181H201V179H203L202 177L201 178H198L199 176H202V174H201V171L199 170L200 169V166H199V164H201V167L203 166V168H207V169H212V167H213V165H214V163H219V164H221V162L222 161H224V162H222V164H223V167H229V163H231L232 162V160L234 161L236 158H238L239 157V155H241L243 152H242V150L240 149L239 150V148H240ZM258 148H257V147ZM56 147V148H55ZM57 147H59L58 149L59 150H57V151H55L56 149H57ZM190 147L192 148V149H190ZM250 147V148H249ZM60 148H62V150H60ZM154 148H157V149H154ZM200 148H202L203 150V152H202V155L199 153V155H200V157L201 156H203V154H204V157H206V158H204L205 159V161H208V160H210L211 161V163H209L210 161H208L207 163L204 161V159H203V157H201V158H197V156H199L198 155V152L199 151H197L198 149L200 150ZM218 148H219V150L220 149H222V150H218ZM228 149V151L227 150H225V149ZM231 148H232V150H231ZM236 148H237V150H236ZM253 148V149H252ZM264 148V147H263ZM53 149V148H52ZM193 149H195L196 151L195 152H197V153H195L194 152V150ZM223 149H224V152L225 151H227V152H222L223 151ZM186 150V151H185ZM236 150V152L238 153H240V151L242 152V153H240V154H238V155H235L236 154V152L234 153V151ZM251 150V151H250ZM252 150H254V151H252ZM190 151V152H189ZM201 151V150H200ZM218 151V152H217ZM234 153H232V152ZM161 152V153H160ZM208 152V153H207ZM160 153V154H159ZM206 153V154H205ZM210 153H211V155H210ZM216 153V154H215ZM218 153V154H217ZM105 154L108 156V159H104V157H105ZM165 154H163V155H165ZM207 154H208V156H207ZM165 155V156H166ZM197 155V156H196ZM206 155V156H205ZM213 155V156H212ZM215 155H216V158H214L215 157ZM218 155V156H217ZM233 155H234V157L235 158H232L233 157ZM104 156V157H103ZM212 156V157H211ZM232 156V157H231ZM101 157V158H100ZM208 157V158H207ZM218 157V158H217ZM212 158V159H211ZM229 158H231V159H229ZM176 159V160H175ZM191 159V158H190ZM218 160V161H216V162H214L215 160ZM100 160V161H99ZM188 160V159H187ZM220 160H222V161H220ZM231 160V161H230ZM220 161V162H219ZM228 161H229V163H228ZM254 161H255V163H254ZM93 162H95V163H93ZM173 162V163H172ZM174 162H175V164L177 165H175L174 164ZM183 162V163H182ZM186 162V163H185ZM226 162V163H225ZM169 163H170V165H169ZM90 164H91V166H90ZM95 164V165H94ZM98 164V165H97ZM172 164H173V166H172ZM192 164V165H191ZM221 164V165H222ZM229 164V165H228ZM41 165H43V164H41ZM40 165V167L38 168V169H40V170H42V168H43V166H41ZM167 165H169L168 167H167ZM187 165H188V167H187ZM190 165H191V167H190ZM195 165H196V168H195ZM248 165H251V166H248ZM81 166V167H80ZM96 166V167H95ZM175 166L177 167V168H175ZM178 166L179 167H181L180 169H181V171H180V173L179 174H181L182 176H184V177H181V179H180V177H178V172L179 171H177L179 168H178ZM186 166V167H185ZM193 166H194V168H193ZM243 166V167H242ZM85 167V168H84ZM89 167V168H88ZM164 167V168H165ZM174 167V170L172 169V168ZM184 167V168H183ZM190 167V169H188ZM198 167H199V169H198ZM186 168V169H185ZM194 169V170H192V169ZM172 169V170H171ZM202 169V168H201ZM72 170V171H71ZM88 170H89V173H88ZM189 170V171H188ZM70 171H71V174H72V176H71V174H70ZM167 171V172H166ZM175 171H177V172H175ZM184 173H183V172ZM243 173V174H241V172ZM196 172H197V174H196ZM198 172H199V175H198ZM239 172V173H238ZM248 172V173H247ZM110 173V172H109ZM170 173V174H169ZM175 173H177V175L175 174ZM191 173H193V175H191ZM194 173H195V175H194ZM68 174V175H67ZM70 174V175H69ZM108 174V172L107 173H104V174H102V176L104 175V176H106V175ZM171 174H173L172 176H171ZM237 174V175H236ZM246 174V175H245ZM40 175H41V172H39V174L35 177V179H34V182L32 183L33 184V186L34 185H36L35 183H37V180L40 178ZM109 175V174H108ZM164 175V176H163ZM196 175H198V177L196 176ZM244 175V176H243ZM249 175H251V176H249ZM67 178H66V177ZM88 176V177H87ZM174 176V177H173ZM176 176V177H175ZM243 176V177H242ZM246 176V177H245ZM247 176H249V178L247 177ZM236 177V178H235ZM251 177V178H250ZM185 178V179H184ZM186 178L188 179L187 181H191V183H189L188 184V186H190V188H191V186H193L194 187V189H193V187H192V189H190V190H192L193 191V193H196L197 194V197L199 196L200 197V199H199V197L198 198H196V195L195 196H193L192 198H191V206H190V208L187 206V207H185L180 213H176L172 218L173 219H171V220H169L168 219V222H169V225H167V223L166 224H164V222L161 220L162 218L161 217H163L162 216V213L165 211V208H164V206H165V204L164 203H167V202H169V201H171L170 200V198L172 199V193L174 194L173 195V200H175V199H177L176 197H178V199H179V197L181 198L182 196V194L183 193H185V189H187V188H185V187H188L187 186V181H186ZM244 178H246L247 179V181H245V179ZM90 179V180H89ZM193 179V180H192ZM196 179V180H195ZM235 179V180H234ZM249 179V180H248ZM82 180H85L84 182L82 181ZM197 180H199V181H197ZM239 180V182L237 183V181ZM244 180V181H243ZM76 181H77V183H78V185L76 186ZM181 181H182V183H181ZM221 181V182H220ZM80 182V183H79ZM90 182V183H89ZM100 182V183H99ZM160 182H163L162 184L160 183ZM165 182V183H164ZM185 182H186V184H185ZM194 184H193V183ZM242 182V183H241ZM75 183V184H74ZM160 183V184H159ZM179 183V184H178ZM201 183V184H200ZM203 183V184H202ZM149 185V182H146V187ZM171 184H173V185H171ZM247 184V183H246ZM245 184V185H246ZM170 187V189H169V187ZM223 185V186H222ZM159 186V187H158ZM164 187V189H163V187ZM182 186V187H181ZM218 186V187H217ZM179 187V188H178ZM70 188H73V189H70ZM127 188H128V191L129 192H125V190H127ZM178 188V189H177ZM210 188V189H209ZM131 191H130V190ZM184 191H183V190ZM215 191H214V190ZM217 189V190H216ZM223 189V190H222ZM227 189V190H226ZM70 190V191H69ZM79 190V189H78ZM201 190H203V191H201ZM208 190V191H207ZM152 191V192H151ZM182 191H183V193H182ZM192 191H190V192H192ZM201 192V194H200V192ZM211 191H213L212 192V197H210L211 195H210V192ZM70 192V193H69ZM227 192V193H226ZM68 194V196H67V194ZM119 193H120V196H119ZM168 193V194H167ZM200 195H199V194ZM206 193V194H205ZM73 194V193H72ZM118 194V195H117ZM131 194V195H130ZM150 194V195H149ZM207 195H209V196H207V198H206V196ZM229 194V195H228ZM123 195V196H122ZM149 195V196H148ZM166 195V196H165ZM136 196V195H135ZM176 196V197H175ZM205 197V198H201V197ZM116 197V198H115ZM144 197V198H143ZM174 197H175V199H174ZM212 198V201H210L211 199L210 198ZM54 198H56V200L54 199ZM100 198V199H99ZM108 198H109V200H108ZM195 198V199H194ZM107 199V200H106ZM114 199H116L117 201H115ZM123 199V200H122ZM144 199V200H143ZM154 199H156L155 201H154ZM205 199V200H204ZM208 199H210L209 201H208ZM102 200V201H101ZM112 200H113V202H112ZM120 200V201H119ZM122 200V201H121ZM161 200V201H160ZM169 200V201H168ZM204 200V201H203ZM216 200V201H215ZM101 201V202H100ZM110 201V202H109ZM162 201H164V202H162ZM203 201V202H202ZM206 201H207V203L210 205V206H208V204H206ZM217 202V203H215V202ZM97 202V203H96ZM102 202H104V203H102ZM108 202V203H107ZM162 204H161V203ZM203 204H202V203ZM211 202V203H210ZM92 203H93V205H92ZM99 203H101V204H103L102 206H101V204H99ZM124 203V204H123ZM159 203V204H158ZM194 203V204H193ZM51 204V205H50ZM94 204H98L96 207H95V209L93 208V206H94ZM106 204V205H105ZM121 204V205H120ZM164 204V205H163ZM197 204H200V205H197ZM217 204V205H216ZM48 205H50L49 207H48ZM113 205H115V207L113 208L112 206ZM163 205V206H162ZM190 205V204H189ZM194 205V206H193ZM99 206V207H98ZM110 206V207H109ZM127 206V207H128ZM198 208V209H196V207ZM206 206V207H205ZM137 207V208H136ZM202 207V208H201ZM209 207V208H208ZM48 208H50V209H48ZM52 208V209H51ZM100 209V211H99V209ZM102 208V209H101ZM193 208V209H192ZM201 208V210H199ZM105 211H104V210ZM205 209H207V210H205ZM209 209V210H208ZM210 209H211V212H210ZM33 210V211H32ZM47 210V211H46ZM110 210H112L111 212H110ZM196 210V211H195ZM204 210V211H203ZM68 211H69V213H70V215H72V217H70V215H69V213H68ZM102 211V212H101ZM108 211V212H107ZM115 211H116V209H115ZM157 211H159V212H157ZM199 213H198V212ZM203 211V212H202ZM206 211H209L207 214H209V213H211V214H209L208 216L206 215ZM215 211V212H214ZM53 212H55V213H53ZM66 212V213H65ZM104 212H107L106 214L104 213ZM135 212V213H134ZM137 212V213H136ZM139 212V213H138ZM195 212H197L198 213V215H197V213H195ZM33 213H34V215H33ZM68 213V214H67ZM74 213V214H73ZM94 215H93V214ZM111 213V214H110ZM201 213V214H200ZM202 213H203V215L206 217V219H204V218H202V217H204L203 215H202ZM215 213H217L216 214V217L214 216V214ZM43 214V215H42ZM93 216H92V215ZM158 214H160V216H158ZM29 215V214H28ZM65 215V216H64ZM103 215H105V216H103ZM108 215H109V217H108ZM200 215V216H199ZM34 216V217H33ZM37 216V217H36ZM51 216V217H50ZM100 216H102V217H100ZM30 217H32V218H30ZM64 217H66V218H64ZM74 217V218H73ZM77 217H79V219L77 218ZM82 217H83V219H82ZM98 217H99V219H98ZM107 217V220L105 219ZM181 217V218H180ZM215 217V218H214ZM38 218V219H37ZM73 218V219H72ZM92 218V219H91ZM104 218V219H103ZM137 218H138V220H137ZM35 219V220H34ZM66 219H68V221H69V224H68V221L66 220ZM72 219V220H71ZM77 219V220H76ZM89 219H90V221H89ZM100 219H103V221L102 220H100ZM108 219H111V220H108ZM161 221H160V220ZM55 220V221H54ZM83 220H86V221H84V223H83ZM92 220V221H91ZM99 220V221H98ZM137 220V221H136ZM151 220V221H150ZM175 220V221H174ZM197 220H198V222H197ZM203 220V221H202ZM28 221V222H27ZM88 221V222H87ZM98 222V224H97V222ZM109 221V222H108ZM142 221V222H141ZM185 221H187V223L185 222ZM192 221V222H191ZM195 221H196V224H195ZM32 222V223H31ZM101 222V223H100ZM108 222V223H107ZM160 222H163V224L165 225H162L161 226V228H160ZM207 222V223H206ZM35 225H34V224ZM87 223H89V224H87ZM97 224V225H101V227H99L98 228V226H97V231L94 233L93 232V230L95 229L94 228V226H95V224ZM106 223V224H105ZM137 223H139V224H137ZM140 223H142V225L140 224ZM146 223V224H145ZM171 223V224H170ZM189 223H192L193 224V226H195V227H192L191 229L189 228L190 227V224ZM41 226H40V225ZM73 224H74V226H73ZM76 224V225H75ZM82 224H84V225H82ZM102 224H105L104 226L102 225ZM109 226H108V225ZM137 224V225H136ZM151 224V225H150ZM38 226V228L39 229H37V226ZM69 227H68V226ZM82 225V226H81ZM99 225V226H100ZM168 227H167V226ZM177 225V226H176ZM179 225V226H178ZM187 225H189V226H187ZM203 225V226H204ZM225 225L226 226H222L223 228L225 227L226 229H224V231L226 230L227 231V223H225ZM20 226V227H19ZM21 226H22V228H21ZM25 226V227H24ZM29 226V227H28ZM81 226V227H80ZM141 226V227H140ZM150 226V227H149ZM155 227V228H153V227ZM172 226V227H171ZM199 226V227H200ZM65 227H66V229H65ZM83 227V228H82ZM103 227V228H102ZM177 227V228H176ZM94 228V229H93ZM105 228V229H104ZM141 228V231H139V229ZM163 229V230H160V229ZM173 228V229H172ZM254 228V226L251 228V229H253ZM22 229V230H21ZM25 229V230H24ZM27 229V230H26ZM69 229V230H68ZM171 229V230H170ZM17 230V231H18ZM68 230V231H67ZM75 230V229H74ZM125 230V231H124ZM132 230H133V233H132ZM159 230H160V232H159ZM223 230V229H222ZM20 231H21V233H20ZM23 231V232H22ZM67 231V232H66ZM135 231V232H134ZM163 231V232H162ZM168 231V232H167ZM191 231V232H190ZM193 231H194V233H193ZM222 231L223 232V235L224 234H226L227 232L225 231ZM26 232H28V233H26ZM103 232V233H102ZM107 232H109L108 234H107ZM131 232V233H130ZM143 232V233H142ZM182 232H184V233H182ZM188 232V233H187ZM200 232V231H199ZM222 232H221V234H222ZM18 233H20L21 235H18ZM23 233H25L24 234V236H23ZM38 233V234H37ZM62 233V234H63ZM64 233V234H65ZM92 233L93 234H95L96 235V237L94 238V240L96 241H98L100 238H102V237H104V235L105 236H107L108 237V239L110 240L109 242L110 243H108V242H104V238H103V241H101L100 243H99V246H98V248L96 247V250L94 251V253H93V255L92 254H89V252H88V244H87V242H88V238L90 239V236L92 235ZM130 233V234H129ZM160 233V234H159ZM162 233H163V235H162ZM186 233V234H185ZM197 235H196V234ZM35 236H33V235ZM67 234H65V236H64V238H66V236H67ZM125 234V235H124ZM169 234V235H168ZM184 236H183V235ZM15 235V236H16ZM28 235V236H27ZM157 235V236H156ZM187 235H189V236H187ZM25 236H27V237H25ZM33 237L34 239V241L32 242L31 240H32V238H28V237ZM39 236H40V238H39ZM182 236V237H181ZM191 236V237H190ZM183 237H187V238H183ZM189 237V238H188ZM26 240H25V239ZM151 238H154V240H155V244L153 243L154 242V240H153V242L151 243V244H149L148 242L150 241V239ZM162 238V239H161ZM164 238V239H163ZM198 238L196 239V242H197V244H198ZM28 239H30V240H28ZM62 239H63V237H62ZM144 239V240H143ZM187 239H188V241H187ZM0 240H1V238H0ZM24 240H25V246L27 245V243L29 244V242H32V243H30L29 245H28V247L26 246H23L24 244ZM29 241V242H26V241ZM36 240V241H35ZM162 240V241H161ZM179 240V241H178ZM181 240H183V241H181ZM13 241V240H12ZM93 241V240H92ZM140 242V244H139V242ZM142 241V242H141ZM147 241V242H146ZM161 241V242H160ZM168 241H169V243H168ZM181 241V242H180ZM185 241V242H184ZM186 241H187V243H186ZM190 241V242H189ZM23 242V243H22ZM145 242V243H144ZM189 242V243H188ZM166 243V244H165ZM168 243V244H167ZM182 245H180V244ZM183 243H185V244H183ZM112 244V245H111ZM139 244V245H138ZM164 244V245H163ZM120 246V248H119V246ZM154 245V246H153ZM160 245H163V247L162 246H160ZM169 245V246H168ZM180 245V247H178ZM105 246V247H104ZM107 246V247H106ZM140 246V247H139ZM145 248H144V247ZM149 246V247H148ZM153 246V247H152ZM155 246H156V248H155ZM17 247V248H16ZM115 249H114V248ZM141 247H142V249H141ZM162 247V248H161ZM165 247H166V250H165ZM169 247V248H168ZM170 247H172L173 248V250H172V248H170ZM182 247V248H181ZM187 247V246H186ZM28 248V249H27ZM81 248V249H80ZM135 248V249H134ZM144 248V249H143ZM150 248H152V249H150ZM154 248V249H153ZM175 248V249H174ZM164 249V252L162 251ZM16 250H18V252H16ZM21 250V251H20ZM25 250V251H24ZM108 250V251H107ZM136 250V251H135ZM144 252H143V251ZM145 250H146V252H145ZM150 250V251H149ZM153 250V251H152ZM169 250V251H168ZM197 250V249H196ZM79 251V252H78ZM107 251V252H106ZM121 251V252H120ZM148 251V252H147ZM172 251V253L174 252V255L173 254H171L170 252ZM175 251L177 252L176 254H175ZM195 251V250H194ZM20 252H22V253H20ZM28 252V253H27ZM143 252V253H142ZM154 252H156V253H154ZM17 253V254H16ZM108 253V254H107ZM117 253V254H116ZM136 253V254H135ZM139 253V254H138ZM141 253V254H140ZM149 253V254H148ZM23 254V255H22ZM107 254V255H106ZM147 254V255H146ZM156 255V256H154V255ZM92 255V256H91ZM104 256L103 257V260L99 257V256ZM151 257H149V256ZM159 255V256H158ZM169 255H170V257L172 258V256L171 255H173L176 259L175 260H170V258H169ZM10 256H11V258H10ZM21 256H22V258L23 259H21ZM89 256H90V258H89ZM118 256V257H117ZM154 256V257H153ZM157 256H158V258L159 259H157ZM177 256V257H176ZM179 256V257H178ZM13 257V258H12ZM14 257H16V258H14ZM28 257V258H27ZM76 257V258H75ZM116 257V258H115ZM148 257V258H147ZM9 258H10V260L12 259V261H10L9 260ZM92 258H94V259H92ZM100 258V259H99ZM153 258V259H152ZM179 258H180V261H179ZM2 259V260H1ZM5 259V260H4ZM8 259V260H7ZM16 259V260H15ZM17 259H19V261L17 260ZM68 259V260H67ZM74 259V260H73ZM80 259H81V261H80ZM100 260V262H99V260ZM117 259V260H116ZM155 259V260H154ZM168 259L170 260V261H172L171 263H169L168 262ZM24 260V261H23ZM29 260L31 261V262H29ZM70 260V261H69ZM90 260H91V263H90ZM102 260V261H101ZM115 260V261H114ZM147 260V261H146ZM154 260V261H153ZM158 262H157V261ZM4 261H5V263H4ZM10 263H9V262ZM16 261V262H15ZM60 261V262H59ZM66 261V262H65ZM72 261V262H71ZM96 262V263H92V262ZM117 261V262H116ZM143 261V262H142ZM7 262V263H6ZM15 262V263H14ZM98 262V263H97ZM157 262V263H156ZM174 262H176V263H174ZM103 264V263H102ZM191 264V263H190Z\"/></svg>",
  "mask_w": 264,
  "mask_h": 264
}]
</instances>
